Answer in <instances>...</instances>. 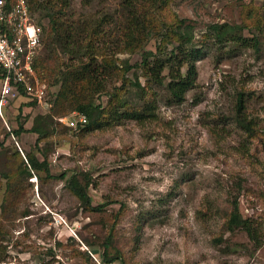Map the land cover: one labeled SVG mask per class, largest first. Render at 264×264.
<instances>
[{
  "label": "rangeland",
  "instance_id": "obj_1",
  "mask_svg": "<svg viewBox=\"0 0 264 264\" xmlns=\"http://www.w3.org/2000/svg\"><path fill=\"white\" fill-rule=\"evenodd\" d=\"M121 2L70 0L75 22L108 16L100 33L82 28L71 51L42 41L43 101L19 97L0 113V264H264V0H166L155 15L163 24L130 52L117 50L108 21L124 19ZM215 23L237 25L241 38L214 40ZM187 25L178 49L173 32ZM180 59L182 73L196 72L176 101L166 84ZM155 60L161 82L150 76ZM85 63L103 90L90 95L78 81L61 96L63 74ZM81 103L97 123H78ZM144 108L143 119L129 116ZM35 122L46 126L38 144ZM72 176L87 183L89 205L66 186ZM235 201L257 241L229 226Z\"/></svg>",
  "mask_w": 264,
  "mask_h": 264
},
{
  "label": "trees",
  "instance_id": "obj_2",
  "mask_svg": "<svg viewBox=\"0 0 264 264\" xmlns=\"http://www.w3.org/2000/svg\"><path fill=\"white\" fill-rule=\"evenodd\" d=\"M165 2L166 0H122L121 4L125 12L122 17L124 19L116 22L115 19L112 20V17H110V19L108 20L109 22L115 24L116 30L119 31V35L117 37L118 42L116 44V48L118 51L130 52L132 50H135L152 34L153 30L156 28L155 23H162L160 20L161 17H158V15L155 17V15L157 11L162 7V4H164ZM69 5L70 0H28V6L33 15L35 13H39L42 16L47 17L48 19L47 26H42V41L46 40V43H48L49 41L50 44H57L63 50H69L70 48L71 51L74 47L79 48L78 45L75 46L73 44L75 33H79L82 28L83 30L87 31L88 27L90 28V32L92 34L94 33L93 35L96 34L97 30H99L98 33H100L101 24L107 20L108 16L104 14L101 19L95 24H93L92 21L88 23H80L77 21L75 22L72 18V13L68 12L67 8L69 7ZM209 27L212 31L211 34L214 37V40L218 42L236 38L235 35H233V32L234 28L238 27L237 25L232 26L226 23H215L211 24ZM186 28L187 29H185L184 34H182V32L179 30L177 31V33L173 32L174 38H182L180 43H178L176 47L178 49L182 47L181 45L184 42L191 39V28L188 25L186 26ZM169 32L170 31L168 30L164 34H160V43L162 44V46L164 43V38ZM230 34H232V37L228 38ZM238 38L241 37L239 36L236 39ZM242 40L247 41V39H245L244 37ZM161 44H158L159 51H161L162 49ZM91 46L94 47L93 45ZM254 46H256L255 42ZM105 60L106 62H108L107 59ZM90 63L82 64L80 70H71L63 74L64 81L62 82L63 88L61 96L63 95L65 98H68L66 96L72 95L71 97H73L76 92V87L78 86V81H85L88 86H94L91 90L86 89L87 91H89L90 95H94V93L96 94L103 90V86L99 85L94 77L91 76L93 74L90 72ZM185 63H187V60L180 59L176 70H174L171 66L169 67V81L166 85L171 96L176 101H181L183 99L186 90L192 85L193 77L196 72L194 69L195 67L192 65L191 68L187 69V73H182L181 68L185 65ZM115 67L118 71H121L123 73L126 70H129L132 65H129L127 60H124L122 67ZM163 67L164 66L162 61L158 60H155L149 67L151 73L150 76L155 81H162V75H160V72L162 71ZM137 86L139 85L137 84ZM238 106L239 108L242 106V98L238 99ZM94 107L95 109H98L100 105L95 104ZM75 108L80 113L86 116V121H88V124L97 123L98 117L91 113L92 108L90 103H81L75 106ZM145 110L147 109L144 108L142 110H132L130 111L129 116L133 119L141 120V118L143 119ZM38 118H42V116H39ZM246 127L248 128V130L250 129L249 126L246 125ZM30 131L37 135L36 144H38V142L43 138L44 133L46 132V126L37 125V122H35V124L30 128ZM27 160L32 167L44 166L46 169V158H44L43 161L40 162L35 157L30 155L28 156ZM61 177H63V175H61ZM66 186L77 198H79L87 205L90 204L91 198L86 191L87 183L85 184V186H82L78 182L76 177L72 176L70 179L66 180ZM233 208L234 211L231 213L229 226L235 225L241 227L250 238L257 241L254 236L256 228L252 225L249 219L243 218L240 215L236 201L233 204Z\"/></svg>",
  "mask_w": 264,
  "mask_h": 264
},
{
  "label": "built area",
  "instance_id": "obj_3",
  "mask_svg": "<svg viewBox=\"0 0 264 264\" xmlns=\"http://www.w3.org/2000/svg\"><path fill=\"white\" fill-rule=\"evenodd\" d=\"M42 32L28 0H0V113L19 97L43 101L47 85L36 67ZM86 120L80 113L78 123Z\"/></svg>",
  "mask_w": 264,
  "mask_h": 264
}]
</instances>
